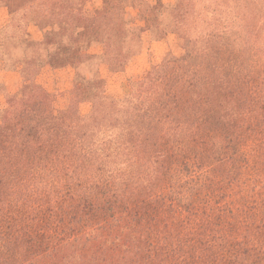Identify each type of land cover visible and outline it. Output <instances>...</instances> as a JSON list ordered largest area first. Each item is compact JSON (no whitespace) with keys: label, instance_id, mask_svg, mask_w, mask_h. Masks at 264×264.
<instances>
[{"label":"trees","instance_id":"trees-1","mask_svg":"<svg viewBox=\"0 0 264 264\" xmlns=\"http://www.w3.org/2000/svg\"><path fill=\"white\" fill-rule=\"evenodd\" d=\"M7 1L27 26L88 42L124 30L93 27L90 0ZM216 41L185 45L98 116L61 114L43 90L0 114V264H264V192L234 186L255 161L241 149L264 78L219 80ZM73 138L100 145L92 174L65 162Z\"/></svg>","mask_w":264,"mask_h":264},{"label":"rangeland","instance_id":"rangeland-1","mask_svg":"<svg viewBox=\"0 0 264 264\" xmlns=\"http://www.w3.org/2000/svg\"><path fill=\"white\" fill-rule=\"evenodd\" d=\"M12 8L7 0H0L2 116L22 111L41 90L51 95L61 114L86 118L96 108L98 116L107 109L106 103L127 101L132 82L171 55L183 56L185 45L201 41L206 34L217 36L213 45L219 53L213 62L218 63L219 80L235 83L239 75H249L250 81L257 80L254 86L261 88L264 78V0H90L85 11L93 27L124 29L118 39L104 37L102 44L75 38L74 32L27 26L34 16H21L11 12ZM87 21L77 16L67 26L79 28ZM116 53L123 56L121 63L107 68L106 62H114ZM7 95L13 99L8 101ZM258 110L263 111L251 115L248 141L241 149L255 161L249 157L247 165L240 163L234 186L260 193L264 192L262 102L257 104ZM62 151L70 166L87 175L95 172L98 143L73 138Z\"/></svg>","mask_w":264,"mask_h":264}]
</instances>
